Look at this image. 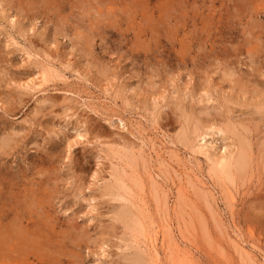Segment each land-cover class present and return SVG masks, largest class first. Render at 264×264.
<instances>
[{
    "label": "rangeland",
    "instance_id": "rangeland-1",
    "mask_svg": "<svg viewBox=\"0 0 264 264\" xmlns=\"http://www.w3.org/2000/svg\"><path fill=\"white\" fill-rule=\"evenodd\" d=\"M198 122L251 144L234 198L189 142ZM116 166L131 201L103 192ZM149 171L194 264H264V0H0V206L25 213L0 264H129L145 237L121 206L166 223Z\"/></svg>",
    "mask_w": 264,
    "mask_h": 264
},
{
    "label": "bare ground",
    "instance_id": "bare-ground-1",
    "mask_svg": "<svg viewBox=\"0 0 264 264\" xmlns=\"http://www.w3.org/2000/svg\"><path fill=\"white\" fill-rule=\"evenodd\" d=\"M51 76L52 73L49 70H47L46 68L42 69L39 76L40 78L39 84L46 82L48 79L51 78ZM193 132L195 133L196 138H198L196 143H194L193 141H189L185 136L186 134L183 137V139H185L184 141L191 142L193 145L197 146L196 148H198L199 152L206 155V157L210 161V169L218 177L223 178L222 180H224L225 183L227 182L228 185L225 184V186L228 189L227 194H229L231 198H234L235 190H237V183H238L237 176L244 177L249 171H251L250 167L253 158L252 156L253 152L250 142L244 137H239L237 142H235L233 139L230 142H226L227 140L230 139L228 132H231L237 136L236 131L229 124L220 125L214 122H210V123H205L204 125L201 126L199 125L198 122L197 124H195L193 128ZM210 134L213 137L216 134L218 137L215 138L217 139L220 138L221 140H224V142L222 143L224 144V148L221 152L217 150L216 139L214 140L213 138V140L211 141L207 140V136ZM1 141H2V145L9 143L8 138H4ZM142 149L140 150L139 155L135 154L133 151L131 152H129L128 150L127 152L124 151L121 153L120 158L124 159L123 157H125L128 165L134 168L136 165H138L139 159L143 158ZM114 169L115 172L113 173L114 174L113 176L115 181L117 182V186L106 184L103 187V192L107 194H111L113 196H118L119 198L124 200L131 201L130 198L133 197L134 194L130 193V190L133 189L129 185H127V181L125 179V172H123L124 169L120 168L119 170L117 166ZM131 175L133 176L132 172ZM190 175H194V174H189L187 176L188 178L186 179L185 176L177 175L180 181L182 180L184 181L182 183L183 193L179 194L180 195L179 204L181 205L184 202L183 201L184 197L187 195V188L185 189V187H188V184L194 186L197 184L198 181L203 182V179L199 175H197V178L195 179L196 183L192 182L191 180H187L190 179L191 177ZM129 176L127 178H130ZM148 176L150 177V186L154 192V197L156 198L157 205L159 208L161 206V210L164 212V214L162 215L163 212L161 211V215L165 217L164 219L166 223L160 224L159 221V225L154 226L152 220L148 222L150 217L144 215L142 209H140L138 212H134V210L129 206L126 207L121 206L122 208H120V210L117 211L116 217L120 218V220H122L124 224L128 228H130V230H132L134 233L142 234L145 237L144 239L145 247H143L144 250L134 252L132 255H130L131 257H129L128 263L129 264H161V262H163L164 259H167V255H169L171 264H194L192 256L190 255L191 252L187 249L182 250L180 244L176 240L175 237L176 234L172 223L173 221L171 217L168 216L170 207L172 206L169 205L170 199H169V195H167L168 192H165V190L155 179V176L151 171L148 172ZM143 178L144 177L135 175V181L139 185L143 184L144 182ZM199 193H201L200 190ZM148 207L149 206H147V211L149 210ZM172 207L174 208V206ZM155 213L157 214V212ZM23 214L25 213L18 212L17 210H12L9 208H4V206L2 207L0 206V238L2 240L0 241L1 243L0 247L3 248L8 247L9 249L10 247L12 246L14 247L17 244V243L14 244L12 242V239H14L17 236L19 237V234L15 232L17 228L15 224L11 222L22 221ZM28 218H33V217L30 215V217ZM216 218L217 221L220 222L219 221L220 218L218 216ZM33 222H32L33 226H38L37 224H39V222L36 219ZM32 223L30 222L27 224H29V226L31 227ZM163 227L167 229L166 233H164L165 231ZM5 232H8L9 234L7 238L3 240L2 235H4ZM135 241H137V239H135ZM146 254L148 255L149 259L147 258ZM8 264H13V263L9 262Z\"/></svg>",
    "mask_w": 264,
    "mask_h": 264
}]
</instances>
